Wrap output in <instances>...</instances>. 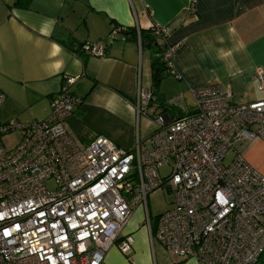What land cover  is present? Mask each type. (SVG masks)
I'll list each match as a JSON object with an SVG mask.
<instances>
[{"label": "built area", "instance_id": "2783aa9c", "mask_svg": "<svg viewBox=\"0 0 264 264\" xmlns=\"http://www.w3.org/2000/svg\"><path fill=\"white\" fill-rule=\"evenodd\" d=\"M154 28L172 68L177 46ZM80 50L105 53L100 44L83 43ZM258 79L264 90V75ZM73 83L64 76L46 119L0 121V264H103L113 246L126 255L133 239L127 235L117 243L119 233L137 205L149 221L147 195L162 185L174 198L156 217L155 237L169 253L198 264L258 262L264 252V175L233 147L240 140H264V99L233 102L232 93L215 84L195 88L189 116L156 114L147 144L124 149L103 135L83 143L69 131L66 118L82 102L70 90ZM151 96L148 89L139 92L138 115L146 114ZM4 99L0 91V107ZM12 131L21 138L7 149L1 138ZM163 166L169 167L166 175Z\"/></svg>", "mask_w": 264, "mask_h": 264}, {"label": "crops", "instance_id": "0c3cea01", "mask_svg": "<svg viewBox=\"0 0 264 264\" xmlns=\"http://www.w3.org/2000/svg\"><path fill=\"white\" fill-rule=\"evenodd\" d=\"M153 26L177 46L174 73L166 74L156 90L153 52L138 36L140 29ZM116 27L128 31L113 34ZM83 43L104 45V55L83 53ZM259 74L264 75V0H0V91L5 96L0 116L6 117L1 122L46 119L64 76H70V90L82 102L66 118L69 131L83 143L103 135L131 149L137 141L146 145L157 129L150 124L142 131V115L189 116L195 88L215 84L231 92L233 102L264 99ZM144 89L152 96L146 114L138 115L135 105ZM234 150L264 175V140H240ZM156 227L157 219L152 224L144 206H135L117 240L131 236L130 252L113 246L103 264H198L169 253L155 237Z\"/></svg>", "mask_w": 264, "mask_h": 264}, {"label": "rangeland", "instance_id": "374dc122", "mask_svg": "<svg viewBox=\"0 0 264 264\" xmlns=\"http://www.w3.org/2000/svg\"><path fill=\"white\" fill-rule=\"evenodd\" d=\"M151 118L155 116L151 111L147 114ZM150 117L145 118V116H141L140 122H141V130L145 131L146 128L148 129L150 127V124H153L155 126V123L150 120ZM0 118L4 119L5 116H0ZM24 121V120H22ZM152 127V125H151ZM153 129V127H152ZM21 138V132L20 131H12L6 134L2 135L1 141L5 148L10 149L14 147ZM232 157V151L230 150L224 160V163H228L230 161V158ZM169 172L168 166H163L160 168V173L162 175H166ZM48 185H51L50 183ZM173 195L170 191L167 190L166 185H162L161 187L151 191L147 195V209L149 213V219L154 224V220L156 221V217L163 213L164 211L170 209L173 205Z\"/></svg>", "mask_w": 264, "mask_h": 264}, {"label": "trees", "instance_id": "16d2710c", "mask_svg": "<svg viewBox=\"0 0 264 264\" xmlns=\"http://www.w3.org/2000/svg\"><path fill=\"white\" fill-rule=\"evenodd\" d=\"M154 27L155 26H153L150 30L140 29L138 31V36L141 46L149 48L153 52V59L151 62V84L156 90L162 78L166 74L172 73V68L168 65L163 56L167 45L163 41L162 36L156 33ZM120 29L122 32L128 31V28ZM256 264H264V252H262Z\"/></svg>", "mask_w": 264, "mask_h": 264}, {"label": "water", "instance_id": "95a60500", "mask_svg": "<svg viewBox=\"0 0 264 264\" xmlns=\"http://www.w3.org/2000/svg\"><path fill=\"white\" fill-rule=\"evenodd\" d=\"M169 191H171L169 188H168Z\"/></svg>", "mask_w": 264, "mask_h": 264}]
</instances>
